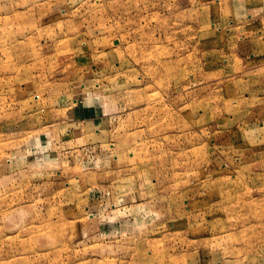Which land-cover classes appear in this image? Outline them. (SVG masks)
I'll return each instance as SVG.
<instances>
[{
  "label": "rangeland",
  "instance_id": "1",
  "mask_svg": "<svg viewBox=\"0 0 264 264\" xmlns=\"http://www.w3.org/2000/svg\"><path fill=\"white\" fill-rule=\"evenodd\" d=\"M0 264H264V0H0Z\"/></svg>",
  "mask_w": 264,
  "mask_h": 264
}]
</instances>
